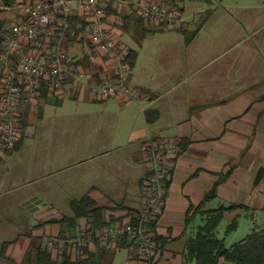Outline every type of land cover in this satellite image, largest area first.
Listing matches in <instances>:
<instances>
[{
  "label": "crops",
  "instance_id": "crops-1",
  "mask_svg": "<svg viewBox=\"0 0 264 264\" xmlns=\"http://www.w3.org/2000/svg\"><path fill=\"white\" fill-rule=\"evenodd\" d=\"M189 1L193 13L177 29L193 26L188 42L175 34L148 36L136 50L120 39L136 56L127 81L150 96L148 103L99 101L67 85L21 107L23 138L0 158V264H41L42 253L62 264L46 243L90 227L86 219L73 230L60 223L75 217L72 203L85 197L103 209L105 227L144 207L149 136L181 143V153L169 160L166 206L154 225L156 264H186L188 239L207 219L199 214L188 225V215L213 190L216 197L203 211L225 209L222 222L238 219L240 228L253 212L264 211V0ZM29 2L0 0V50L2 35ZM109 10L117 36L138 25L146 31L145 22L124 24ZM75 20L85 24L82 15ZM88 63L81 66L100 81L113 78L106 58ZM3 73L0 60V80ZM188 79L193 81L186 85ZM68 97L82 103L81 109L100 105V115H47V108H62ZM65 253L71 264L89 254L95 264H138L126 248L97 244Z\"/></svg>",
  "mask_w": 264,
  "mask_h": 264
},
{
  "label": "built area",
  "instance_id": "built-area-1",
  "mask_svg": "<svg viewBox=\"0 0 264 264\" xmlns=\"http://www.w3.org/2000/svg\"><path fill=\"white\" fill-rule=\"evenodd\" d=\"M117 11L120 22L127 17L143 20L158 31H175L184 22V12L164 0H36L21 5V16L2 35L0 60L4 73L0 80V158L13 151L23 138L20 109L32 105L44 93L58 92L67 85L86 91L95 100L118 99L143 106L150 96L127 81L131 72L129 51L109 23V8ZM82 15L79 27L75 18ZM87 43L94 50L89 58L96 63L106 58L112 79L98 82L70 53L72 44ZM147 177L143 185L146 204L134 217L95 231L83 228L48 239L46 246L57 254L77 252L99 244L106 250L130 249L138 264H156L158 244L154 231L157 218L166 206L169 160L181 153L174 139L144 144Z\"/></svg>",
  "mask_w": 264,
  "mask_h": 264
},
{
  "label": "trees",
  "instance_id": "trees-1",
  "mask_svg": "<svg viewBox=\"0 0 264 264\" xmlns=\"http://www.w3.org/2000/svg\"><path fill=\"white\" fill-rule=\"evenodd\" d=\"M36 1V0H31ZM166 3L179 7L183 12L184 8L181 4L188 0H164ZM113 12V11H110ZM129 20H134L140 23H144L143 20L124 18V24ZM135 53L129 52L128 62L133 66L135 62ZM95 79L100 82L99 75H94ZM216 197V190H213L205 199V204L209 199ZM200 205L196 209H191L188 215L187 224L190 225L199 214L207 215V219L201 224L194 235H192L187 242V250L185 254L186 264H264V228L254 229L244 240L233 244L228 247L226 245V239H220L217 237V230L222 222V217L225 209H219L215 211L204 212V205ZM236 209V206L230 207ZM72 209L75 213L74 218H64L60 221L61 224L69 227L70 230L77 228L78 222L81 219L88 220L91 229L104 230L111 226L109 224L105 227L102 214L103 209L100 208L90 197H85L81 201L72 203ZM135 212H128V217H134ZM239 228V220H234L227 229V234L235 232ZM65 253V252H64ZM58 253V258L62 259V264H71L69 255L67 253ZM41 264H55L51 259V255L42 253ZM96 257L93 254H89L88 258L83 261H79L75 264H95Z\"/></svg>",
  "mask_w": 264,
  "mask_h": 264
},
{
  "label": "rangeland",
  "instance_id": "rangeland-1",
  "mask_svg": "<svg viewBox=\"0 0 264 264\" xmlns=\"http://www.w3.org/2000/svg\"><path fill=\"white\" fill-rule=\"evenodd\" d=\"M192 4L188 0V2L181 4V7L184 8L186 11V14L184 17H189L193 11H192ZM186 19V18H185ZM187 19V23H188ZM191 23V22H189ZM186 24V23H185ZM183 24V25H185ZM145 29H143L142 26H133L130 30L125 31L122 33V35L118 36L119 39L122 40L128 47H131L133 49L137 50V46H139L145 39V37L148 36H155L157 39H160L162 35H169V34H175L180 35L181 39H184L185 42H188L192 37V31L193 26L188 24L184 31H158L153 28L149 23L145 22ZM182 27V24L180 25ZM70 53L74 57L81 58V63L85 66H89L88 63L90 60L89 58L94 54V50H91V47L87 43H78V44H72L70 46ZM193 81L192 79H188L185 81L186 85L191 83ZM70 96V94L68 95ZM69 99L66 100L64 103V106L62 108L58 109H52L47 108V115L49 117H52L53 113H58V115L65 116V115H71L73 118H75L76 115H79L80 113H93L94 115H100V105L95 104H89L86 109H81L79 106L82 105L79 101L75 99ZM79 107V108H78ZM78 128L77 123L75 119H73L72 123V129L76 130ZM229 221H223L221 225L218 227L217 230V237L220 239L225 238L226 239V245L228 247L232 246L233 244H236L238 242H241L244 240L249 234L253 232L254 229L264 228V211L259 212H253L249 219L246 221H243L241 224V227L238 231L232 232L230 234H227V228L229 226ZM122 255H126L125 251H122ZM100 264V263H98Z\"/></svg>",
  "mask_w": 264,
  "mask_h": 264
}]
</instances>
